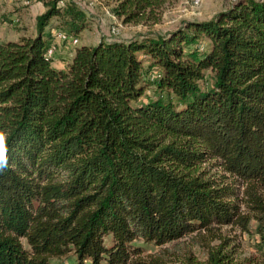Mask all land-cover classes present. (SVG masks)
I'll list each match as a JSON object with an SVG mask.
<instances>
[{
  "label": "trees",
  "instance_id": "1",
  "mask_svg": "<svg viewBox=\"0 0 264 264\" xmlns=\"http://www.w3.org/2000/svg\"><path fill=\"white\" fill-rule=\"evenodd\" d=\"M59 1L44 2L33 35L0 40V264L70 252L74 264H141L137 239L203 232L210 247L225 241L219 226L252 220L264 246V0H233L163 34L78 45L63 67L46 55V26L55 17L75 37L87 22ZM104 1L139 23L169 0ZM221 246L207 264H232Z\"/></svg>",
  "mask_w": 264,
  "mask_h": 264
},
{
  "label": "rangeland",
  "instance_id": "2",
  "mask_svg": "<svg viewBox=\"0 0 264 264\" xmlns=\"http://www.w3.org/2000/svg\"><path fill=\"white\" fill-rule=\"evenodd\" d=\"M48 0H0V40L15 39L22 35H33L36 31V17L45 10ZM66 1L60 0L58 5H64ZM84 12L87 26L77 33L78 43L72 46L70 42H57L56 34L59 33V20L51 18L45 31L51 34V45L56 44L55 53L52 56L53 63L57 66L66 65L70 60L76 46L94 45L99 40H131L140 39L143 36L163 34L178 27L184 20H208L219 11L228 8L233 0H169L164 3L157 15L152 20L145 22H124L112 9V3L104 0H70ZM14 17L18 21L12 20ZM203 45L207 40H203ZM207 73L206 77H208ZM209 82V81H208ZM202 84L204 81L201 82ZM208 171V176L219 177L222 173L218 166L208 167L202 165L201 169ZM224 175L229 176L227 173ZM232 176L227 177V182H233L242 190L241 184L234 181ZM264 193V190H263ZM243 212H248L244 204ZM255 220H252L248 230H242L239 225L227 224L219 226L225 241L219 239L209 240L206 245L203 232H193L182 238L164 245L147 242L142 239L133 241V245L140 246L141 264L153 263L150 258L161 255L162 264H207L209 248H217L220 244L224 252L232 257V264H263L264 246L255 233ZM206 238H209L208 236ZM75 255L70 252L61 257L50 259L51 264H74Z\"/></svg>",
  "mask_w": 264,
  "mask_h": 264
},
{
  "label": "clouds",
  "instance_id": "3",
  "mask_svg": "<svg viewBox=\"0 0 264 264\" xmlns=\"http://www.w3.org/2000/svg\"><path fill=\"white\" fill-rule=\"evenodd\" d=\"M8 136L7 131L0 129V172L8 167Z\"/></svg>",
  "mask_w": 264,
  "mask_h": 264
},
{
  "label": "bare ground",
  "instance_id": "4",
  "mask_svg": "<svg viewBox=\"0 0 264 264\" xmlns=\"http://www.w3.org/2000/svg\"><path fill=\"white\" fill-rule=\"evenodd\" d=\"M196 1H200V0H196ZM62 37H71L70 35H67L66 33H62V32H60L59 33ZM70 42L69 43V45H76V43H78V38H75L74 37V41H72V38H65V42ZM56 44H57V42H56ZM56 44L55 45H53L47 52H49L50 54H47V57H50V58H52V56H53V54L55 53V50H56Z\"/></svg>",
  "mask_w": 264,
  "mask_h": 264
},
{
  "label": "built area",
  "instance_id": "5",
  "mask_svg": "<svg viewBox=\"0 0 264 264\" xmlns=\"http://www.w3.org/2000/svg\"><path fill=\"white\" fill-rule=\"evenodd\" d=\"M65 38H72V41H74V37L71 36V37H62L59 33L56 34V41L57 42H65ZM47 54H50L49 52L46 53Z\"/></svg>",
  "mask_w": 264,
  "mask_h": 264
},
{
  "label": "crops",
  "instance_id": "6",
  "mask_svg": "<svg viewBox=\"0 0 264 264\" xmlns=\"http://www.w3.org/2000/svg\"><path fill=\"white\" fill-rule=\"evenodd\" d=\"M10 39V38H9ZM54 64V63H53ZM55 65V64H54ZM55 66H57V65H55ZM64 65H62V66H60V67H63Z\"/></svg>",
  "mask_w": 264,
  "mask_h": 264
}]
</instances>
